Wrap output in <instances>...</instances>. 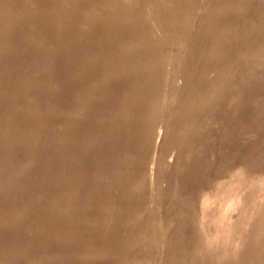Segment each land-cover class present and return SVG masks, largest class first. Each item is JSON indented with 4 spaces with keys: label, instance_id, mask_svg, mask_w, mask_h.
<instances>
[{
    "label": "rangeland",
    "instance_id": "rangeland-1",
    "mask_svg": "<svg viewBox=\"0 0 264 264\" xmlns=\"http://www.w3.org/2000/svg\"><path fill=\"white\" fill-rule=\"evenodd\" d=\"M102 1L0 2V264H264V0Z\"/></svg>",
    "mask_w": 264,
    "mask_h": 264
},
{
    "label": "bare ground",
    "instance_id": "bare-ground-1",
    "mask_svg": "<svg viewBox=\"0 0 264 264\" xmlns=\"http://www.w3.org/2000/svg\"><path fill=\"white\" fill-rule=\"evenodd\" d=\"M58 1V0H57ZM75 1H79V2H89V1H94V0H75ZM104 1V2H103ZM102 1V3H103V5L104 6H106V8H107V10H105V13H106V15H108V17H109V19H111V29L112 30H115L116 32H120V35L122 34V35H125V36H123V37H128L129 38V34H132L133 36H135V39L132 41V42H122V43H120V47H119V49L117 50L118 51V54L121 56V57H129V58H133V56H134V54H136V53H138V51H139V49L137 48V46H136V44L137 43H135L134 44V41L136 42V39H137V35L138 34H140V31H138V30H140V13L138 14L137 12H136V10H140V0H103ZM177 1V0H176ZM0 2H1V4H4L5 2H6V0H0ZM60 2V1H59ZM73 3V2H72ZM79 4V3H78ZM168 4V3H167ZM63 5V4H62ZM81 5V4H80ZM96 6H94V7H92V9L88 12V13H85L84 15H79L80 17H83L81 20H83V24H84V26H86V25H89V23H91V21L92 20H97L96 18H98L99 17V15L101 14V13H99V12H101V10L102 9H104L103 7H101V6H99V4H95ZM61 6V5H60ZM21 7V6H20ZM58 7V6H57ZM66 7V6H65ZM2 8V7H1ZM86 8V7H85ZM20 9V8H19ZM19 9H16V12H18L19 11ZM60 9H62V8H60ZM65 9V8H64ZM52 10H53V8H52ZM67 10V9H66ZM138 10V11H139ZM55 11V10H54ZM171 11H172V9H171ZM4 12V11H3ZM59 12H60V10H59ZM62 12V11H61ZM32 13V12H31ZM53 13V12H52ZM61 14V13H60ZM144 14V13H143ZM58 15V14H57ZM78 15V14H77ZM77 15H76V17H77ZM10 16V15H9ZM12 16V15H11ZM14 16H15V14H14ZM8 17V16H7ZM7 17H5V18H7ZM79 18V17H78ZM146 18V17H145ZM99 19V18H98ZM109 19H107L106 21L108 22V20ZM148 19V18H147ZM102 20H104V19H102ZM72 21H73V19H72ZM143 21V20H142ZM147 21V20H146ZM99 22H101V21H99ZM56 23V22H55ZM98 23V22H97ZM145 23V22H144ZM143 23V24H144ZM174 23V22H173ZM135 26V27H132V26ZM172 25V24H171ZM170 25V26H171ZM181 25V24H180ZM10 28H11V26H9ZM66 27V26H65ZM98 27V26H97ZM96 27V28H97ZM135 28L136 29V31H135V29H134V31H132L131 32V29L132 28ZM138 27V28H137ZM153 27V26H152ZM173 27V26H172ZM175 27V26H174ZM110 28V27H109ZM178 28V27H177ZM41 29V28H40ZM76 29V28H75ZM85 29V28H84ZM138 29V30H137ZM174 29V28H173ZM179 29H181V27L179 28ZM3 30H4V28H3ZM99 30V29H98ZM97 30V31H98ZM107 30V29H106ZM7 31V30H6ZM6 31H5V33H6ZM41 31V30H40ZM48 31V30H47ZM91 31V30H90ZM109 31V30H108ZM107 31V34L109 33ZM30 32H32V31H30ZM76 32H77V30H76ZM82 32V31H81ZM89 32V31H88ZM172 32V31H171ZM82 34V33H81ZM144 34V33H143ZM23 35V34H22ZM30 35H32V34H30ZM117 35H119V34H117ZM166 35V34H165ZM112 36V35H111ZM153 36V35H152ZM25 37V36H24ZM23 37V39H24V41H22L21 40V42L23 43V44H27V43H32V41H33V39H32V41H29V40H27V39H25ZM117 37H119V36H117ZM123 37H121L122 39H123ZM156 37H157V35H156ZM31 38V37H30ZM66 38V37H65ZM120 38V37H119ZM106 39V38H105ZM115 39H117V38H115ZM140 39V38H139ZM159 39V38H158ZM65 40V39H64ZM107 40H109V39H107ZM125 40H127V39H125ZM132 40V39H131ZM153 40V39H152ZM155 41H156V39H155ZM154 41V42H155ZM138 42H139V40H138ZM109 43V42H108ZM140 43V42H139ZM82 44V43H81ZM32 45V44H31ZM34 45L36 46V44H35V42H34ZM33 45V46H34ZM56 45V44H55ZM110 45V44H109ZM4 46H6V42H3V43H0V50H4ZM28 46H29V44H28ZM34 46V47H35ZM39 46V45H38ZM31 47V46H30ZM155 47V46H154ZM45 46L44 45H40L38 48H33V52H41V51H43V50H45ZM69 48V47H68ZM149 48V47H148ZM138 49V50H137ZM150 49V48H149ZM46 51V50H45ZM51 51V50H50ZM150 51V50H149ZM161 51V50H160ZM144 52V51H143ZM75 54V53H74ZM117 54V55H118ZM132 62H126L122 67H123V72L125 71V72H129V73H131L132 71H135L134 69L136 68H138V65H140V64H138V65H130ZM135 63V62H134ZM88 64V63H87ZM146 67V66H145ZM92 69V68H91ZM128 70V71H127ZM129 70H131V71H129ZM138 70V69H137ZM94 71V70H93ZM139 71V70H138ZM143 71V70H142ZM121 72V71H120ZM140 72V71H139ZM46 73V72H45ZM78 73V72H77ZM49 74V73H48ZM50 75V74H49ZM76 76V75H75ZM77 76H79V75H77ZM67 78V77H66ZM71 78H74V81H72L71 80ZM19 79V78H18ZM77 79V78H76ZM75 79V77H73V76H69L68 78H67V83H68V81L70 82V85H69V88L71 89V90H75V89H81V88H83V84L81 83V79L80 80H76ZM111 79V78H110ZM109 80V79H108ZM135 80V79H134ZM102 83V82H101ZM132 85H134L133 87H130L131 89H128V88H126V89H128L126 92H127V99H128V101H127V103L125 104V108L126 109H128L129 107L131 108L132 107V102H131V100L130 99H133L134 98V96L132 97V92L133 91H135L136 90V86H137V82L136 81H134V82H132ZM49 86V85H48ZM68 88V89H69ZM69 89V90H70ZM125 92V91H124ZM135 94V93H134ZM71 96V95H70ZM65 97V96H64ZM80 99H79V97H74V98H71V100H70V104H76L77 103V101H79ZM69 101V100H68ZM136 102V101H135ZM137 104V103H136ZM132 111V110H131ZM126 113V112H125ZM17 115V114H16ZM128 116V115H127ZM132 116V115H131ZM132 119V118H131ZM30 120V119H29ZM2 123H6L5 121H3ZM118 124V123H117ZM36 129V128H35ZM25 131V130H24ZM29 132V131H28ZM32 135V134H31ZM164 136V135H163ZM29 137H31L30 136V134H29ZM137 137V136H136ZM67 138V137H66ZM114 138V137H113ZM66 141H68V143H69V140H67V139H65ZM115 140V139H114ZM138 139H136V141H137ZM140 140V139H139ZM65 141V142H66ZM116 141V140H115ZM6 142V141H5ZM53 142V141H52ZM29 143H30V141H29ZM64 143V142H63ZM61 144H62V142H61ZM67 144V143H66ZM124 144V143H123ZM156 144H160L159 143V141H156ZM30 145V144H29ZM77 145V144H76ZM114 145V144H113ZM33 146H34V144H33ZM71 146V145H70ZM98 146V145H97ZM110 146V145H109ZM138 146V145H137ZM156 146V145H155ZM60 147V146H59ZM108 147V146H107ZM107 147L105 146V145H101V146H99V147H97L98 148V151L99 152H105L106 150H109V148L107 149ZM124 147V146H123ZM157 147V146H156ZM33 148V147H32ZM92 148V147H91ZM138 148V147H137ZM126 149L127 148H124V151H123V153L121 154V160H122V157H125L126 155H127V153H126ZM138 150V149H137ZM136 157L137 158H139L140 159V148H139V150H138V152H136ZM120 156V155H119ZM117 160H119V158L117 159ZM124 160V159H123ZM130 165V164H129ZM61 166V165H60ZM131 166H134V170H135V168H136V175H134L133 177H135V179H134V181L133 180H131V183H129L130 184V189H129V191L132 193V192H134L135 191V193L136 192H139V190H140V173H139V171H140V162L138 163V161L136 162H132V164H131ZM123 167V166H122ZM121 167V168H122ZM124 167H125V165H124ZM129 167V166H128ZM133 168V167H132ZM131 168V169H132ZM119 169V168H118ZM124 169V168H123ZM126 169H128V168H126ZM126 169H124V171H126ZM122 170V169H121ZM138 170V171H137ZM118 171V170H117ZM153 171H154V168L153 167H151L150 169H149V174H152L153 173ZM129 172V171H128ZM130 172H133V171H130ZM134 173V172H133ZM148 173V172H147ZM127 174V173H126ZM62 176V175H61ZM61 176H60V178H61ZM150 177H151V175H149ZM132 178V177H131ZM153 178V177H152ZM64 180H66V179H64ZM63 180V181H64ZM62 181V182H63ZM65 182V181H64ZM118 185V184H117ZM65 192H67V191H65ZM68 193V192H67ZM70 194H72V192L71 193H69V195ZM64 195V194H63ZM74 195V194H73ZM64 197V196H63ZM65 197H66V195H65ZM64 197V198H65ZM111 220V219H110ZM135 242L136 243H140V237L138 236L136 239H135ZM134 243V242H133ZM138 246H140V245H138ZM62 247V246H61ZM62 248H64V247H62ZM127 249V248H126ZM129 249H130V247H129ZM122 250V249H121ZM128 250V249H127ZM134 251V250H133ZM158 252V251H157ZM132 255H133V253H132ZM134 258H133V263H135V264H137V263H139V258H140V248H138V250L136 251V253H135V255L133 256ZM123 262V261H122ZM129 264H132V263H129Z\"/></svg>",
    "mask_w": 264,
    "mask_h": 264
}]
</instances>
